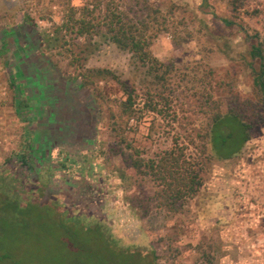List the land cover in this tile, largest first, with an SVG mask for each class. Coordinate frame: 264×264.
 I'll return each instance as SVG.
<instances>
[{
	"label": "rangeland",
	"instance_id": "rangeland-1",
	"mask_svg": "<svg viewBox=\"0 0 264 264\" xmlns=\"http://www.w3.org/2000/svg\"><path fill=\"white\" fill-rule=\"evenodd\" d=\"M106 1L0 0V171L16 170L26 184L24 196L30 190L22 212L2 205L10 197L0 194V264H264V105L245 32L264 35V16L254 14L264 0H250L239 12L229 0H117L130 17L145 22L163 80L105 40L103 28L94 37L56 31L72 6L80 16L86 4L92 9ZM224 18L237 24L226 25ZM27 26L30 36L41 37L40 52L62 81L83 83L75 104L70 96L59 100L58 92L52 104L27 107V91L20 95L12 88L11 64L19 54L6 33ZM35 48L25 54L35 55ZM121 83L133 92L130 119L120 116L128 96ZM28 109L44 119L29 124L22 118ZM219 109H232L250 124L249 140L229 159L203 154L204 184L183 209L157 207L154 183L131 166L130 157L137 149L154 156L177 137L184 144L194 138L187 152L198 154L200 133ZM48 116L63 117L70 131L42 136L38 156L29 145L33 129H48L42 123ZM24 155L39 168L37 178L22 163ZM82 177L90 184L83 186ZM75 214L82 218L70 221Z\"/></svg>",
	"mask_w": 264,
	"mask_h": 264
},
{
	"label": "trees",
	"instance_id": "trees-1",
	"mask_svg": "<svg viewBox=\"0 0 264 264\" xmlns=\"http://www.w3.org/2000/svg\"><path fill=\"white\" fill-rule=\"evenodd\" d=\"M249 1L250 0H229V5L234 12H239L248 5ZM103 6L104 7H100L99 3H97L95 7L91 9L89 5L86 4L85 8L87 9L88 7L87 11L83 8L84 12H81L82 15L80 16L77 15L78 7L72 6L68 15L64 17L63 22L57 25L56 31L73 32L75 30L77 36L89 35L94 37L97 32L101 31L103 28L105 30L101 32L105 33L104 35L108 37V39L105 40L111 41L121 49L129 51L132 54L134 64L146 67L152 73H155L160 80H163L164 73L162 71L160 72L158 67L160 63L150 50L152 39H150L143 30L145 22L130 17L125 9L119 6L117 0H108ZM254 12V14L258 16H264V6L257 7ZM222 20L229 26L237 24L235 20L227 18ZM245 32L247 39L251 42V58L253 61L258 62V66L254 68L256 76L255 84L260 93L261 102L264 105V35H262L260 31L249 33L245 30ZM6 34L10 35L12 39L9 47L15 48L16 53L19 54L14 65L12 66L11 64V85L12 88L17 91V94L19 93L22 95L27 91L28 99H26V106H33L34 104L37 107L40 103L44 104V101H48L49 104H52L53 100H57L58 92L59 100L62 99V101H66L70 96L75 104V99L79 90L83 89V83L77 82L76 79L69 80V82L67 81L68 79L65 80V82L62 81L51 61L40 52L39 47L43 44L41 37L30 36L32 34L30 26L24 28H10L7 29ZM34 35H36L35 32ZM34 39H36V42ZM21 42H23V44ZM34 47L37 48H35V55H28L30 53L29 50L34 49ZM27 50L28 54H25ZM7 51L8 48H5L1 53H7ZM97 72L105 76H109V74L113 75V73H110L107 69H98ZM121 84L124 86V90L128 96L121 104L122 113L120 116H123L125 119H130L134 114L133 92L126 83ZM70 90L71 94L69 93ZM203 96L202 99H204V102H207L211 98L208 93H205ZM39 100H42V102ZM22 103V99L17 97L16 105L20 114L23 108ZM63 108H66V106H62V111L65 112ZM74 108L75 107L72 109L75 110ZM218 108H220V106H218ZM68 109H70V107ZM152 109L159 113L163 112L162 109H159L157 106H153ZM28 111H30V115L22 118L27 119L29 124L36 120V118L39 122L44 119L41 117L42 113L40 115L36 110L31 111L28 109ZM52 120L49 117L48 120L42 122L44 124L43 126L48 128L46 132L45 130L43 131V129H33L35 137L30 143L29 148L31 152H36L38 156H41L40 138L42 136L50 132V134H54L53 138H59L64 131V134L70 131V128L68 129L69 126H63L60 122L63 120V117H55ZM52 126L54 129L51 128ZM79 126L81 125L79 124ZM66 129H68V131H66ZM202 134L201 132L200 136H202L203 141L201 147H199L201 148L200 151L198 148V154L187 152L189 143L195 145L196 141L194 138L189 139V143L184 144L179 143L177 137L170 148L154 156L143 157L140 154V150L137 149L136 153H134L136 155L134 156L132 154L130 157L131 166H133L139 174L147 176L154 183L155 191L153 193V200L157 204V207L173 212L183 209L188 200L195 197L200 192L204 184L207 160L203 154L211 151L212 156L219 159H229L233 157L241 151L245 143L249 140L250 124L244 121L241 115L232 109H228L226 112L219 109L213 114L212 120L209 123V129H207L205 134ZM36 159L38 158L36 157ZM21 161L31 172L36 171L35 178H37L39 168L36 166V163L30 161L29 157L26 155L21 158ZM66 168H69L68 165H65V170ZM4 171H0V194H6V197L9 196L10 198H6L5 201L2 199L1 201L3 204L2 202L0 203L10 206L17 212H22L23 209H27L29 205L28 195L30 190L26 192L28 195L24 196L25 193L23 190L26 184L20 182L17 171L13 169L8 171L5 175ZM81 180L79 182L83 183V186L90 184L88 177H82ZM17 185L20 187L19 189L14 188ZM12 189L13 191H11ZM33 190L34 189H31V191ZM33 193H35V190ZM10 194L12 196H10ZM45 205L46 204L43 203H41V205L39 204L40 209L45 211ZM70 206L74 207L73 204H70ZM81 218L82 217H77L75 214V216L71 217L69 220L72 221L73 219ZM101 231L103 232V230ZM105 238L111 240V242L115 244L114 239L108 236H105ZM121 248L124 249L123 247ZM125 249L129 250L128 248ZM140 252L141 251H137L139 255L144 256L143 253ZM146 264L148 263L146 262ZM155 264L157 263L155 262Z\"/></svg>",
	"mask_w": 264,
	"mask_h": 264
}]
</instances>
